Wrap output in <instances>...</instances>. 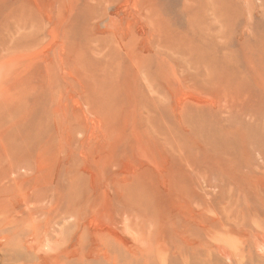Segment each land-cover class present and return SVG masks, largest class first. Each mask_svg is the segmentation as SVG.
<instances>
[{"label": "rangeland", "instance_id": "1", "mask_svg": "<svg viewBox=\"0 0 264 264\" xmlns=\"http://www.w3.org/2000/svg\"><path fill=\"white\" fill-rule=\"evenodd\" d=\"M2 135L3 264H264V0H0Z\"/></svg>", "mask_w": 264, "mask_h": 264}, {"label": "bare ground", "instance_id": "2", "mask_svg": "<svg viewBox=\"0 0 264 264\" xmlns=\"http://www.w3.org/2000/svg\"><path fill=\"white\" fill-rule=\"evenodd\" d=\"M4 134H5V132H4ZM22 136H23V134H22ZM15 137H17L16 134H15ZM15 140L16 139L13 138V137H11V136H10V138H7V139H5L3 135H2V137H0V163L2 164V161L3 160L10 161V163L12 164L11 171L14 172V173L15 172L17 173V171L14 168H18V167L21 166L20 163H22V162H21V155L20 154H21V150L23 148L22 147V144L25 145L26 143H28V146H29L30 139L29 138H22V139H20L21 141H19V142L18 141L15 142ZM31 142H32V140H31ZM36 142H37V140H36ZM31 163H33L32 160L31 161H28L27 164L29 166H27L25 168H28L29 171H32L31 176H30V179L28 180V184H29L28 185L29 186L28 189H30V191H33V181H34V178H35V176H34L35 173L34 172L36 170L34 171L30 167ZM1 167H3V166H1ZM1 167H0V255H4V256L7 257L11 253V251L15 250L17 247H19L20 245H22V244H20V240H18L16 238H17V236H19V237H21V235L23 236V234L26 233V232L31 236V242H30V244L32 245V248H30V249H31V252H33L34 251V247H35V241H36L35 240V238H36V234H35L36 233V222H35V218H34L35 208H32L31 209V212L28 210L31 215L28 214V215H30V217L27 218V219H24V218H19L18 219L16 217V213L14 212V209H13V206H14L13 204H14L15 199L18 198L19 195L23 193V191L26 189L25 187H27V186L24 187V184H23L24 182L22 183L23 180L21 179L20 176H17L15 178H9V176L7 177L6 175L5 176H2L1 173H3V174H5V173H4V170L1 169ZM18 173H19V171H18ZM20 173H22V172H20ZM19 201H20V199H19ZM32 203L30 205H32ZM18 204L19 203H17V205ZM25 206H27V205L25 204ZM25 210H27V209H25ZM18 217H19V215H18ZM125 227H127V226H125ZM108 229H110V228H108ZM104 230H105V228H104ZM110 232H112V231H110ZM136 237H138V236H136ZM37 241H38V239H37ZM24 243H25V241H24ZM37 244H39V243H37ZM47 244L48 243H46V245ZM22 246H24V245H22ZM46 247H48V246H46ZM37 254H38V252H37ZM9 260L11 261V259H9ZM3 263L4 262H2V261L0 262V264H3Z\"/></svg>", "mask_w": 264, "mask_h": 264}]
</instances>
